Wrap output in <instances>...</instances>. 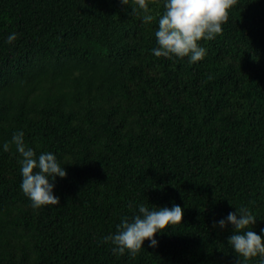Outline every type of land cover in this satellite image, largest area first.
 Wrapping results in <instances>:
<instances>
[{
	"label": "trees",
	"instance_id": "1",
	"mask_svg": "<svg viewBox=\"0 0 264 264\" xmlns=\"http://www.w3.org/2000/svg\"><path fill=\"white\" fill-rule=\"evenodd\" d=\"M163 3L146 25L120 0H0V264H237L234 226L216 224L236 207L264 237V0H238L196 63L154 56ZM51 60L86 72L41 73ZM17 131L67 171L58 205L22 192L3 150ZM140 204L183 223L117 256L103 238Z\"/></svg>",
	"mask_w": 264,
	"mask_h": 264
},
{
	"label": "clouds",
	"instance_id": "2",
	"mask_svg": "<svg viewBox=\"0 0 264 264\" xmlns=\"http://www.w3.org/2000/svg\"><path fill=\"white\" fill-rule=\"evenodd\" d=\"M120 2L131 7V14L140 15L144 24L153 22L150 3L155 4L158 0H132L131 5L129 0ZM237 4L238 0H164V11L159 15L155 31L158 46L152 50L154 56L168 59L188 57L190 63L201 61L206 49L200 41H211L222 35L223 25L228 22L230 11ZM16 39L17 34L13 32L7 37V42L11 44ZM13 145L20 157V187L32 207L38 209L58 205L60 200L53 192L54 181L57 176H67L65 168L52 153L37 156L34 149L26 146L23 131L15 132L11 141L4 143L3 150L10 151ZM236 209L216 224L220 228H225L228 223L234 226L228 243L239 257L237 264H248L255 257H259L260 264H264V237L252 230L257 217L247 207ZM183 215L184 210L179 205L149 208L140 204L134 216L131 219L124 217L116 226V232L105 236L102 243L110 244L111 251L117 256L127 253L135 258L144 248L146 239L150 241V247H156V233L174 229L183 223Z\"/></svg>",
	"mask_w": 264,
	"mask_h": 264
},
{
	"label": "rangeland",
	"instance_id": "3",
	"mask_svg": "<svg viewBox=\"0 0 264 264\" xmlns=\"http://www.w3.org/2000/svg\"><path fill=\"white\" fill-rule=\"evenodd\" d=\"M48 73V74H67V76H71L72 74L78 75L81 73L86 72V67L83 65H77L74 64L71 61L65 60L63 62H58L56 60H51L48 61L42 68H41V73ZM29 88L34 90V93H39L43 87L37 86L35 87V83L33 81V78H30V81L28 82ZM66 87V86H65Z\"/></svg>",
	"mask_w": 264,
	"mask_h": 264
}]
</instances>
